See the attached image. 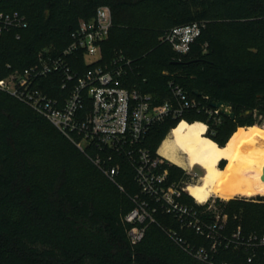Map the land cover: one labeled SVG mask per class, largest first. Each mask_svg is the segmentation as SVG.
I'll return each mask as SVG.
<instances>
[{"label":"trees","instance_id":"obj_1","mask_svg":"<svg viewBox=\"0 0 264 264\" xmlns=\"http://www.w3.org/2000/svg\"><path fill=\"white\" fill-rule=\"evenodd\" d=\"M100 5L110 7L112 27L98 63L116 57L128 60L125 86L163 101L171 96L172 80L190 97L228 102L235 116L222 115L214 124L217 130L223 129L225 120L232 123L233 133L239 126L256 124L254 115L264 117V52L236 45L264 38V0H0V10H17L27 20L19 38L13 31L0 36V77L10 71L6 64L21 69L45 48L65 47L78 23L92 18ZM136 6L144 12H163L169 28L193 21L204 27L189 51L180 54L158 40L157 29L125 24L132 15L128 10ZM74 65L82 71L92 64L79 57ZM48 85L42 82L43 88ZM50 93L61 94L56 85ZM206 118L196 110L182 117L189 123ZM179 121L166 119L154 125L140 145L155 154L164 134ZM211 128L207 124L206 130ZM85 152L47 119L0 92V264H206L167 236L166 226L179 229V225L160 212L155 213V222L147 224L142 239L132 244L124 216L135 207L132 197L144 196L129 159L101 153L105 159L111 155L108 166L119 164L120 190ZM168 169L170 180L187 179L173 164ZM184 199L194 201L186 193ZM216 202L228 216L229 230L240 223L244 232H264V204L241 203V211L233 217L225 203ZM182 233L196 244L206 243L192 232ZM246 255L243 250L223 249L216 261L264 264L261 252L251 262Z\"/></svg>","mask_w":264,"mask_h":264},{"label":"built area","instance_id":"obj_2","mask_svg":"<svg viewBox=\"0 0 264 264\" xmlns=\"http://www.w3.org/2000/svg\"><path fill=\"white\" fill-rule=\"evenodd\" d=\"M26 26L25 16L17 10H0V36L13 31L19 38V31ZM111 27L110 7L98 6L92 18L78 23L65 47L42 50L35 61L21 69H11L6 64L10 71L0 77V92L11 95L47 119L81 151L95 149L93 163L120 189L119 165L108 166L111 155L105 159L101 153L124 154L129 159L134 180L144 196L134 195L135 207L124 216L130 224L127 235L132 244L142 239L147 224L155 222L154 215L160 212L172 216L179 225V229L166 226L167 236L199 262L233 264L216 261L223 249L245 251L247 262L259 252L264 255V232H244L240 223L229 230L228 216L218 209L214 199L203 203L195 199L186 201L184 194L190 196L189 182L170 180L167 163L170 161L158 151L154 154L140 145L150 129L166 119L182 121L185 113L196 110L211 117L214 123H220L223 114L211 107L206 97H190L172 80L168 83L171 96L163 101H157L139 88L125 86L128 60L116 57L109 63H98L101 45ZM203 27L199 21L173 26L163 33L161 40L184 54ZM86 56H97V59L85 70L76 69L74 63ZM45 80L50 86L43 88ZM55 85L61 94L50 93V87ZM182 231L192 232L206 243L196 244Z\"/></svg>","mask_w":264,"mask_h":264},{"label":"bare ground","instance_id":"obj_3","mask_svg":"<svg viewBox=\"0 0 264 264\" xmlns=\"http://www.w3.org/2000/svg\"><path fill=\"white\" fill-rule=\"evenodd\" d=\"M158 153L179 167L190 169L199 165L204 169L199 180L187 187L199 203L213 195L226 200L264 195V125L239 126L220 146L206 136L204 123L182 120L171 129ZM222 160L226 163L220 167Z\"/></svg>","mask_w":264,"mask_h":264},{"label":"rangeland","instance_id":"obj_4","mask_svg":"<svg viewBox=\"0 0 264 264\" xmlns=\"http://www.w3.org/2000/svg\"><path fill=\"white\" fill-rule=\"evenodd\" d=\"M128 11H130L129 13H132V15L131 14L129 15L128 17L129 19L127 23L125 24H133V25L145 24L149 28H154L155 30L157 29L158 30L157 31L158 40L162 39L163 33L170 27V23H169L167 15L157 9H151L147 12H144L142 7L136 6V7H131ZM239 44L242 46L244 45L246 49L250 50L253 53L255 51H257V53L264 52V38H249L244 41L237 42L236 45H239ZM45 49H48V48H45ZM84 59H85L86 64H90L97 59V56H86ZM254 119L257 122L256 124L264 125V117H262L261 115L259 114L254 115ZM197 121H200V120H197ZM201 122L206 125L208 124L212 127L211 129L206 130V136L210 137L218 144H224L226 140L229 138V135L232 134V130L234 129L232 123L228 120L224 121L223 129H218V130L214 127L215 123L213 119L209 116H207V118ZM170 131H171V128H169L168 131L164 134V136L159 142V146L161 145L163 140L169 135ZM68 140L71 141L70 139ZM85 153L88 155V157H90V160L92 161V157L94 156L95 153L94 152L92 153V151L90 149L88 150V148L86 149ZM180 155L183 158H185L183 154H180ZM167 163L170 164L171 161L170 162L167 161ZM225 163L226 161L222 160L221 163H219V166L223 167ZM171 164H173L175 167H178V170H177L178 173H180L181 175L187 176V179L185 180H187L189 184L196 183L199 180L200 176L204 173V169L200 167L199 165H195L193 168H190V169H187V168L185 169V168L179 167L175 163H171ZM179 180L175 179V181H179ZM259 197L264 198V195L256 194L253 196H234L228 200L223 199L219 196L213 195L208 199V202L212 201L213 199L216 202L219 199V201H222L223 203H225L226 211L228 213H233L234 214L233 217H234L235 214L241 211V208L239 207L241 203L243 205H240V206L252 204L253 202L264 204V200L259 199ZM216 204L219 210L224 211L221 205H218L217 202Z\"/></svg>","mask_w":264,"mask_h":264},{"label":"water","instance_id":"obj_5","mask_svg":"<svg viewBox=\"0 0 264 264\" xmlns=\"http://www.w3.org/2000/svg\"><path fill=\"white\" fill-rule=\"evenodd\" d=\"M196 95H200L199 92H194ZM209 105L211 107L219 109V111L226 117H229L230 119L234 118V112L231 110V106L228 102L225 101H214L209 100ZM262 173H264V167H262Z\"/></svg>","mask_w":264,"mask_h":264},{"label":"crops","instance_id":"obj_6","mask_svg":"<svg viewBox=\"0 0 264 264\" xmlns=\"http://www.w3.org/2000/svg\"><path fill=\"white\" fill-rule=\"evenodd\" d=\"M157 151H158V149H157ZM172 163V162H171Z\"/></svg>","mask_w":264,"mask_h":264}]
</instances>
